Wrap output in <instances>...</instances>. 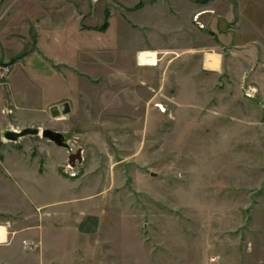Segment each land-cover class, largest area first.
Returning a JSON list of instances; mask_svg holds the SVG:
<instances>
[{
  "label": "rangeland",
  "instance_id": "1",
  "mask_svg": "<svg viewBox=\"0 0 264 264\" xmlns=\"http://www.w3.org/2000/svg\"><path fill=\"white\" fill-rule=\"evenodd\" d=\"M76 3L103 39L74 31L76 46L89 43L105 68L81 63L86 74L43 55L61 73L50 78L39 60L0 59V226L45 231L56 209L81 216L66 200L82 199L95 234L50 237L73 264H264V0ZM23 47L0 43L6 56ZM136 49L159 61L139 65ZM208 53L219 69L205 66ZM66 101L72 111L53 117ZM27 127L63 133L72 151L4 137Z\"/></svg>",
  "mask_w": 264,
  "mask_h": 264
},
{
  "label": "crops",
  "instance_id": "2",
  "mask_svg": "<svg viewBox=\"0 0 264 264\" xmlns=\"http://www.w3.org/2000/svg\"><path fill=\"white\" fill-rule=\"evenodd\" d=\"M82 4L78 5L76 0H11L7 6L6 14H3L1 18L6 20V22L3 26H0V43L2 41H8L10 43L16 42L17 44H24V47L13 50L7 54V56L4 51H0V59L9 57L10 59L13 58L18 60L22 58L35 61L39 60L42 64L41 67L44 68L43 71L41 70L40 74H47L50 78H58L61 73L59 71L53 72L52 70H54V68L50 69L47 66L43 55L49 59L68 64L69 67L86 74L91 73L80 67L81 63L82 66L85 67L94 65L98 60L97 62L101 65L100 67L104 66L105 68V61L100 57L99 59L94 58V56L98 57L101 53L92 54L90 49L86 47L89 43L81 44L78 48V46H76V41L73 39V32L77 31L84 42L92 41L91 38H93V40H103L99 34H89V30L86 28L87 24L83 22V20L90 17V13L87 11L90 6L85 5L87 3L84 5ZM87 13L89 15H87ZM58 17L59 19L57 20ZM100 30L101 29L98 31ZM69 34H71V36H68ZM26 44H28L29 47L26 46ZM80 51H83L84 54L77 60L79 61L77 63L75 60L78 55L75 56V54ZM62 52H65L67 55L59 56V53ZM140 53L141 52L136 49L133 55V58L138 60L139 65ZM157 53L159 54V52ZM31 64H33V62ZM74 76L77 77L75 74ZM74 78L73 82L75 83L77 78ZM81 200L82 199H79L77 203H74L71 198L66 200L69 202L68 205L78 204L77 206L81 209V216L76 217L74 220L71 209L64 208L61 211L56 209L55 211L58 212L57 215L44 220L49 223V226L45 228L47 230L44 229L45 231H33L32 229L24 231L19 228L18 230L12 225L14 229H12L11 226H0V264H73V262L67 258V254L64 258L57 257L58 253L68 252V246H66L67 248L62 247L58 249L57 245L54 244V241L50 239V237L53 238L60 233L68 238H70L72 234L78 236L80 234V237L85 235L89 237L91 233L95 234L98 228L99 218L98 216L90 215L86 209L89 207L88 203L86 204L84 200ZM51 204L54 203L51 202L47 205L51 206ZM65 205H67V203ZM83 209L87 211L83 212ZM12 230L15 232L13 237ZM25 239H38L40 242L42 241V249L35 250L28 247L25 248L23 245ZM71 250H73L72 247ZM65 258L66 260H61Z\"/></svg>",
  "mask_w": 264,
  "mask_h": 264
},
{
  "label": "water",
  "instance_id": "3",
  "mask_svg": "<svg viewBox=\"0 0 264 264\" xmlns=\"http://www.w3.org/2000/svg\"><path fill=\"white\" fill-rule=\"evenodd\" d=\"M50 111L53 117H59L62 114L63 115L69 114L72 111V109L70 103L66 101L61 104H56L51 106ZM29 135H42L44 138L49 139L50 141L56 143L60 147L70 148L67 139L63 133L48 128L41 130L35 127H27L21 131L7 130L4 132V137L10 141H17L20 138ZM70 150L72 151L71 148ZM82 161H83L82 149H79L77 152H72L69 156V163L72 166H76L78 162L81 163Z\"/></svg>",
  "mask_w": 264,
  "mask_h": 264
},
{
  "label": "bare ground",
  "instance_id": "4",
  "mask_svg": "<svg viewBox=\"0 0 264 264\" xmlns=\"http://www.w3.org/2000/svg\"><path fill=\"white\" fill-rule=\"evenodd\" d=\"M205 66L211 69H219L220 55L216 53H208L205 57ZM141 65H156L158 60V53L155 51H143L139 55Z\"/></svg>",
  "mask_w": 264,
  "mask_h": 264
},
{
  "label": "trees",
  "instance_id": "5",
  "mask_svg": "<svg viewBox=\"0 0 264 264\" xmlns=\"http://www.w3.org/2000/svg\"><path fill=\"white\" fill-rule=\"evenodd\" d=\"M104 27H106V25Z\"/></svg>",
  "mask_w": 264,
  "mask_h": 264
}]
</instances>
